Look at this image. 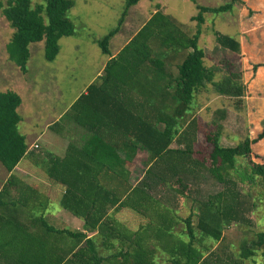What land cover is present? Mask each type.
<instances>
[{"label":"trees","instance_id":"16d2710c","mask_svg":"<svg viewBox=\"0 0 264 264\" xmlns=\"http://www.w3.org/2000/svg\"><path fill=\"white\" fill-rule=\"evenodd\" d=\"M140 1L126 0L116 27L96 40L103 55L110 56L109 42L118 34L128 10ZM235 4L243 5V1L230 0L216 8L196 5L198 12L190 18L196 23L193 34L175 18L155 10L108 61L100 81L91 84L69 109L68 116L92 134V140L82 149L69 145L63 158L50 159L46 175L64 186L58 206L83 222L84 233L49 225L42 199L34 197L37 191L18 189L13 183L11 173L27 156L25 137L18 132L21 98L14 92L0 93V165L10 174L0 189V264H108L110 258L101 256L99 250L106 252L115 244L118 247L110 256L121 257L123 264H154L160 250L169 264L220 263L213 245L222 241L223 232L233 224L250 227L248 214L264 202V163L257 162L260 157L254 158L252 151V145L264 139V120L254 139L248 131L235 146L225 147L221 143L224 109L213 112L212 130L202 135L203 145L195 118L197 97L209 87L216 95L233 99L235 111L246 110L247 88L241 74L224 73L216 80L221 69L206 67L204 51L198 46L204 15L231 13ZM73 6L72 0L36 4L0 0V11L13 30L5 47L9 62L25 74L29 46L40 42L44 60L53 62L60 39L75 34L68 17ZM213 35L221 48L240 54L238 40L216 31ZM256 69L252 67L253 72ZM203 146L206 155L200 153ZM138 151L145 153L146 160L141 178L135 181ZM207 182L217 184L220 191L204 196L201 187ZM187 187L194 189L192 208L177 233L171 229L173 209L153 193L162 188L165 194L185 197ZM122 210L142 218L156 213L160 223L148 216L151 221L141 226L144 233L127 234L114 218ZM20 211L28 214L24 225L37 234L14 238L29 243L27 250H4L2 246L11 240L1 230L13 226ZM87 233L95 235L88 237ZM127 240L130 245L123 253ZM48 246L53 249L47 250ZM261 251L264 255V232L244 242L238 258L243 264Z\"/></svg>","mask_w":264,"mask_h":264},{"label":"rangeland","instance_id":"374dc122","mask_svg":"<svg viewBox=\"0 0 264 264\" xmlns=\"http://www.w3.org/2000/svg\"><path fill=\"white\" fill-rule=\"evenodd\" d=\"M2 1L4 3L6 2V0ZM72 1L74 6L69 11L68 17L74 26L75 36L62 40L60 46L61 51L58 56L60 58L58 62L55 63H49L44 60L43 43L33 44L31 46V56L26 65L27 72L25 76H22L20 74L21 72H19L7 58L5 47L10 41L13 30L0 11V93L8 91L16 92L20 95L23 106L17 113L21 118V122L18 124V132L21 135L26 120L29 121V124H35L37 129L41 130V122L45 117H48L47 115L53 116L55 112L62 110V108L78 95L84 79L89 76L96 67L94 64V55L88 53L86 46L92 39L102 38L116 27L124 11L126 0ZM193 1L141 0L136 6L128 10L127 16L121 24L120 32L111 41L110 51L112 52L118 43L124 42L122 38L127 40L131 38L155 10H159L163 14L175 18L184 25L183 28L185 31L187 30L188 33L193 34L196 29V23L191 22L190 18L195 16L198 12L196 5L216 8L228 3L230 0ZM42 2L43 0H32V4ZM241 13L242 5L235 4L231 13L217 16L211 14L204 15L205 23L201 27V35L199 37L201 42L199 43V47L202 50L204 49V65L206 67L216 65L221 69V73L216 77V80L224 73H238L241 74L242 77V68L238 59L229 50L221 48L216 43L213 35V32L216 31L221 34L235 36L239 39V31L242 23ZM73 40L74 42H72ZM70 42L73 43V46ZM77 46L80 50L76 49ZM67 47H72V49H67ZM242 80L244 82L243 78ZM249 80H252V75ZM20 84L28 85L26 91L17 89L21 88ZM196 101L199 109L195 113V118L199 124L198 137L202 145L204 143L202 135L212 130L210 122L213 118V112L217 109H224L226 111V119L223 123L225 131L221 140L223 146H235L246 134H248L250 127L248 124V111L247 109L242 112L235 111L233 108V99L220 97L213 93L209 87L206 91L198 95ZM262 106L264 107V103ZM258 110L260 111V109ZM249 114L252 117L251 111ZM70 122L68 118L64 120L65 124H69ZM41 144L40 142V145ZM172 147L176 148V145L174 144ZM199 149L201 150H199L201 155H206V148L204 146L202 148L199 147ZM134 160V167L136 168L133 172V180L136 181L141 178L142 172L145 169V153L141 152L137 154ZM5 179V170L0 168V189ZM172 186L176 189L178 188L176 183H173ZM201 188L204 196L209 193L220 191V187L211 182L203 184ZM238 188H240V185ZM163 192L165 191L159 188L153 193V197L173 209L171 218L174 224H172L171 229L179 233L183 228L181 221L189 215L192 208L191 199L194 198V189L187 187L185 197L177 196L169 191H167L168 194ZM52 209L58 210L57 204H53ZM55 212L56 211H54V213ZM121 212L130 213V211L127 210H122ZM148 216L156 223H160L159 219L156 218V213L153 212L147 213L145 220L141 219L142 223L147 224L151 221L148 219ZM248 219L252 223L250 227L233 224L223 232L222 241L213 245V250L220 262L219 264H241L238 256L242 244L246 241H250L256 233L264 232V202L260 203L256 212L248 214ZM121 221L131 227H135L137 224L134 219H127V222L124 220ZM55 226L59 227L57 223ZM183 239L186 240V238ZM167 259L168 257L160 250L154 256L153 262L154 264H169ZM242 263L264 264V255L262 251L258 252L253 260L243 261Z\"/></svg>","mask_w":264,"mask_h":264},{"label":"crops","instance_id":"0c3cea01","mask_svg":"<svg viewBox=\"0 0 264 264\" xmlns=\"http://www.w3.org/2000/svg\"><path fill=\"white\" fill-rule=\"evenodd\" d=\"M242 1H243L242 13H241L242 23H241V29L239 31L240 36L239 39L232 35L231 37L233 38L235 37L240 43V54L237 55L233 53V55L238 59V62L241 65L242 78L244 79V83L246 84L247 87V94L245 101H246V109L248 111V121H249L248 124L250 126L248 131L250 138L254 139L257 136V134L261 132V122L264 118V107L262 106V104L264 103V0H242ZM186 32L188 31L186 30ZM74 36L75 34L72 37ZM64 39L67 38H62L59 41V53L61 51V47H60L61 42ZM122 39L124 40V42L118 43V45L114 48L112 52L110 51L111 41L109 42L108 49L110 52V56H105L101 53L99 47L96 44L97 38L92 39V41H90V43L86 47L88 49V53H92L94 55V59H95L94 64L96 65V67L94 68L92 73L84 79L82 83V88L79 90L78 95L75 96V98L71 102H69L64 108H62V110L55 112L53 116L47 115L48 117H45L41 122L42 125L41 130L37 129L35 124L33 123L29 124V121L27 120L26 123H24L22 135L25 137V142L27 145V152H26L27 156H25V158L22 160L23 162H20L15 167L14 171L11 173L15 178L13 183H15L18 189L27 188L26 189L27 191L30 190L37 191V193H33L34 197L36 198L40 196L38 199L39 200L42 199V202L46 207V213L44 214V218L46 219L49 225L53 226L57 230L68 229L72 232L84 233L83 222L80 219L72 216L67 211L62 210L58 206L59 199L61 195L64 193V186L59 184L58 182L57 183L54 181L51 182L47 178L46 171L49 164L51 163L50 159L52 160L55 158L57 159L63 158L64 155L66 154L69 145H72L77 149H82L86 147L89 144V142L92 140V134L88 133L86 130L79 127V125H77L74 122V118H72L71 116L69 117L67 113L69 112V109L74 104V102L77 101V99L81 95L87 94V89L91 84L100 81V78L103 75V70L106 64L108 63V61L111 58H114L119 53V51L128 43L130 38L128 40L125 38ZM72 42H74V40ZM72 42L70 43L73 46ZM200 42L201 40L199 39L198 46ZM32 45L29 46L30 56H31ZM67 49H72V47H67ZM76 49L80 50L78 46L76 47ZM59 53L56 59L51 63L58 62L60 58L58 57ZM255 65L257 66V69L255 70V72H253L252 67ZM17 70L19 69L17 68ZM20 74L22 76H25L26 73L25 74L20 73ZM251 75H252V80L250 81L249 79ZM248 82L249 84L247 85ZM20 85L19 86L21 88L20 89L17 88L18 90L22 89V91H26V88H28V85H22V84ZM22 106L23 103L21 99V104L17 109V111L21 109ZM258 109H260V111ZM250 111L252 113V117L249 114ZM39 118H40V114H39ZM67 118L72 123L70 122L69 124H65L64 120H66ZM20 122H21V118H20ZM105 136L106 138L110 137V135H105ZM40 142L42 143L41 145ZM35 146L37 147L35 148ZM252 151L253 154L255 155L254 158L260 157L256 159L257 162L264 163V139L253 144ZM140 153H141L140 151L137 152V154ZM0 168L3 169L2 166H0ZM9 177L10 174L6 173V179L3 182V185L9 179ZM27 199L31 200L30 198ZM53 204H57L58 210L52 209ZM54 211L56 212L54 213ZM27 217L28 214L20 211V213L17 214V218L13 219L14 225L9 228L1 230L2 232H4L3 234H9L11 240L9 245L5 244L4 246H2L4 250L14 252V251H22L29 249L30 247L29 243H20L14 239L17 236H23V235L35 234V233L37 234V231L34 228H31L26 224L24 225V222L27 221ZM114 218L122 225V227H120V230L122 232H126L127 234H131V232L132 233L137 232V234L140 235L144 233V229H141V226L145 227L144 226L145 224L142 223L141 219L145 220V218H142L139 215H135L133 213H123V212H119L115 214ZM127 219L128 220L134 219L137 222L136 226L131 227L121 221L124 220L127 222ZM56 223L57 225H59V227L55 226ZM94 235L95 234L87 233L88 237ZM143 235L145 236V234ZM129 245L130 244L128 240L124 242L123 253L127 251ZM145 246L146 245L144 244L143 248H145ZM64 247L65 246L59 245L58 249ZM117 247L118 245L115 244L114 248L112 249L110 248L106 252H104L103 249L99 250L101 256H108L110 258V262L108 264L124 263L121 257L114 258L110 256L111 255L110 253L115 251ZM52 249H53L52 246L47 247V250H52ZM167 260H169V258ZM76 264L79 263H77L76 261Z\"/></svg>","mask_w":264,"mask_h":264},{"label":"built area","instance_id":"2783aa9c","mask_svg":"<svg viewBox=\"0 0 264 264\" xmlns=\"http://www.w3.org/2000/svg\"><path fill=\"white\" fill-rule=\"evenodd\" d=\"M37 146H35V148H36Z\"/></svg>","mask_w":264,"mask_h":264}]
</instances>
